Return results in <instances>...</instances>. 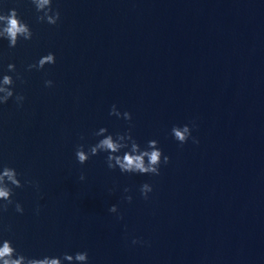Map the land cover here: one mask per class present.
Listing matches in <instances>:
<instances>
[{
  "label": "water",
  "instance_id": "obj_1",
  "mask_svg": "<svg viewBox=\"0 0 264 264\" xmlns=\"http://www.w3.org/2000/svg\"><path fill=\"white\" fill-rule=\"evenodd\" d=\"M0 5L35 33L15 49L0 40V79L14 63L27 81L22 108L0 105V166L40 185L15 189L25 211L0 217L3 238L90 264H264V0H54L56 27L30 0ZM49 52L55 66L27 71ZM113 104L171 158L160 176L112 171L106 153L77 162L99 128L127 132ZM193 124L199 144L181 146L171 129Z\"/></svg>",
  "mask_w": 264,
  "mask_h": 264
},
{
  "label": "clouds",
  "instance_id": "obj_2",
  "mask_svg": "<svg viewBox=\"0 0 264 264\" xmlns=\"http://www.w3.org/2000/svg\"><path fill=\"white\" fill-rule=\"evenodd\" d=\"M5 3H7V0H5ZM30 3L39 14L37 16L39 23H47L53 27L59 25L61 13L54 8V0H30ZM34 36L35 33L30 25L21 19L17 7L5 11L4 5H0V40H7L9 49L17 48L21 40L25 42L32 41ZM56 62L55 54L49 52L36 63L27 65V71H43L47 66H55ZM5 71L13 75L3 74L2 79H0V105H7L9 101H14L17 107L22 108L26 97L23 94L16 93V82L20 81L22 84H26L27 81L24 75L17 70L14 63H8ZM44 84L46 88L54 87V82L50 79L45 80ZM109 115L126 120L129 124L127 132L112 134L106 127L99 128L93 133L95 137L99 138L97 143L87 146L80 143L76 146L75 156L77 162L80 165H85L93 157L98 156L100 153H106V164L112 171L119 169L120 173L124 175L160 176L161 167L169 165L171 158L164 154L159 142L149 140L143 147L141 146L133 135V117L130 112L121 113L117 106L113 104ZM193 127H195L194 124L192 127L189 125L173 126L171 133L181 146L187 144L189 140L194 144H199V140L192 135ZM80 139L83 141L85 137L81 136ZM80 180L84 181L86 177L81 175ZM25 185L33 187L37 191L40 189L38 182L29 180L26 177L22 179V174L15 168L8 165L0 166V217H3L12 206L15 207L17 213L24 214V207L13 197L16 194L15 189H24ZM124 191L129 193L131 189L125 188ZM153 191V186L148 183H144L140 188V193L145 200L150 198ZM125 199L129 204L133 201L131 195H127ZM39 211L40 209L37 208V215ZM109 211L113 214L119 213V209L115 205ZM120 219H123V217L120 216ZM2 232L11 233V226L0 229V233ZM132 243L144 244L145 242L134 239ZM0 264H90V258L87 251L76 252L74 255L68 253L61 256L45 255L39 258L28 256L18 251L11 239H5L0 235Z\"/></svg>",
  "mask_w": 264,
  "mask_h": 264
}]
</instances>
